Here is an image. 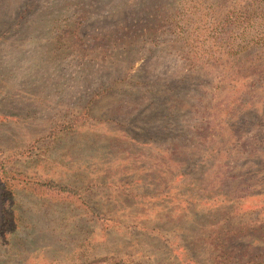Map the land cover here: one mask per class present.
Wrapping results in <instances>:
<instances>
[{
  "label": "rangeland",
  "instance_id": "374dc122",
  "mask_svg": "<svg viewBox=\"0 0 264 264\" xmlns=\"http://www.w3.org/2000/svg\"><path fill=\"white\" fill-rule=\"evenodd\" d=\"M2 163L0 264H264V0H0Z\"/></svg>",
  "mask_w": 264,
  "mask_h": 264
},
{
  "label": "trees",
  "instance_id": "16d2710c",
  "mask_svg": "<svg viewBox=\"0 0 264 264\" xmlns=\"http://www.w3.org/2000/svg\"><path fill=\"white\" fill-rule=\"evenodd\" d=\"M26 10L27 9H25V11ZM0 170H1V173H2L1 176L5 180V182L2 184V186H3V188H2L3 189V193H5L6 191L12 190L11 187H12V185H14L13 182L14 181H19L18 180L19 178L16 177L14 174H12L11 171H8V168L6 166H4L3 163H2V165L0 167ZM50 185H52V184H50ZM60 190L67 191V190H64L62 188H60ZM223 245H224V242L222 241L221 238H219L218 239V248H220L223 253H220L217 256H218L219 261H220L221 264H223L222 258H225V255H227L229 253L228 252V249L225 250L226 249V246H223ZM229 254H231V253H229ZM190 261L192 263V260H190Z\"/></svg>",
  "mask_w": 264,
  "mask_h": 264
}]
</instances>
